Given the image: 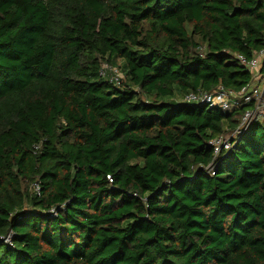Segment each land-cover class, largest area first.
<instances>
[{"label": "trees", "instance_id": "obj_1", "mask_svg": "<svg viewBox=\"0 0 264 264\" xmlns=\"http://www.w3.org/2000/svg\"><path fill=\"white\" fill-rule=\"evenodd\" d=\"M263 39L264 0H0V264H264V117L214 156L247 105L181 101Z\"/></svg>", "mask_w": 264, "mask_h": 264}, {"label": "built area", "instance_id": "obj_2", "mask_svg": "<svg viewBox=\"0 0 264 264\" xmlns=\"http://www.w3.org/2000/svg\"><path fill=\"white\" fill-rule=\"evenodd\" d=\"M236 58L251 75L249 83L238 91H233L221 84L209 91H190L183 95L181 101L189 105H202L207 109L220 108L230 110L247 105L240 116L236 128L228 133L212 138L208 143L212 146L214 156L227 153L243 135L246 129L254 122L262 121L264 117V39L259 50L253 52L250 58L236 55ZM99 75L115 86H119L122 73L117 66L103 62L99 68ZM210 170V169H209ZM109 180V176H106ZM33 190L38 194L39 188L33 185ZM50 213L55 212L50 210ZM13 233L9 232L4 238L5 243H10Z\"/></svg>", "mask_w": 264, "mask_h": 264}]
</instances>
